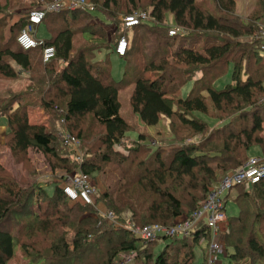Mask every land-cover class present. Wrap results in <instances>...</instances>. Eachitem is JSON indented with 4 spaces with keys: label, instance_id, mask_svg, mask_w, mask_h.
I'll return each instance as SVG.
<instances>
[{
    "label": "trees",
    "instance_id": "16d2710c",
    "mask_svg": "<svg viewBox=\"0 0 264 264\" xmlns=\"http://www.w3.org/2000/svg\"><path fill=\"white\" fill-rule=\"evenodd\" d=\"M90 1L107 20L96 16L99 21L90 23L93 12L80 10L46 13L39 24L45 23L50 36L44 43L54 46L55 55L43 62L41 47L26 50L16 40L29 23L25 9L39 8V0H0V79L22 84L0 95L7 124L0 146L22 169L17 180L0 163V264H192L195 247L211 238L205 217L187 236L144 241L112 224L96 205L122 223L172 226L189 219L222 177L254 156L253 148L264 164V39L255 38L264 28V0H255L246 17L236 12V0ZM137 11H147L149 19L131 27L121 56L124 76L115 81L95 53L104 47L109 53L111 45L114 52L122 34L108 42L105 26L117 32L120 16ZM173 26L182 32L169 35ZM229 70L230 81L217 88ZM130 78L133 112L148 126L164 117L168 141L127 136L133 127L119 112L118 92ZM29 107L42 109L47 124L30 123ZM65 133L78 139L81 161L63 143ZM34 154L51 177L45 185ZM79 172L97 187L96 205L63 193L60 176ZM51 182L56 184L48 194L44 186ZM232 189L238 212L217 231L223 255L233 264H264V178Z\"/></svg>",
    "mask_w": 264,
    "mask_h": 264
},
{
    "label": "built area",
    "instance_id": "2783aa9c",
    "mask_svg": "<svg viewBox=\"0 0 264 264\" xmlns=\"http://www.w3.org/2000/svg\"><path fill=\"white\" fill-rule=\"evenodd\" d=\"M94 4L90 0H41L39 8H31L28 12L29 23L24 26L17 35V43L23 49H30L34 47H41V57L43 62H48L55 55V48L52 45H47L44 40L38 39L35 36V26L39 24L46 13L58 12L61 10H80L93 11ZM149 19L147 11H137L126 14L122 17V24L124 29L131 28L143 21ZM182 32L179 27H171L168 31L169 35H175ZM256 39H264V28L256 35ZM128 41L122 35L116 45L115 53L123 56L126 53ZM63 143L75 149V159L81 161L82 155L79 149V141L76 137L69 133L63 134ZM263 159L257 156H251L243 165L236 168L231 174L225 175L220 179L218 184L208 193L207 198L203 203L192 213L189 219L184 220L176 225L165 226L160 224H148L137 226L127 220L125 223L116 221L112 211H105L99 209L95 204L94 196L97 195L98 189L91 183V177L88 174L79 172L75 175L63 174L61 181L63 182V193L70 200H81L86 204L96 205V208L104 215V217L114 225H122L126 227L132 234L144 241H150L160 237H183L187 236L193 229L196 222L205 217L207 226L211 231V238L208 241V249L206 254V264H218L219 257L223 254L224 245L219 238L218 228L219 223L225 218L223 193L230 189L235 184L242 182L256 183L264 178V164ZM124 217L128 219L130 212H125ZM130 260L127 257L126 262Z\"/></svg>",
    "mask_w": 264,
    "mask_h": 264
},
{
    "label": "rangeland",
    "instance_id": "374dc122",
    "mask_svg": "<svg viewBox=\"0 0 264 264\" xmlns=\"http://www.w3.org/2000/svg\"><path fill=\"white\" fill-rule=\"evenodd\" d=\"M39 3L41 4V0H39ZM254 3H255V0H236V7H235L236 12L239 15L246 17L250 13V11L252 10ZM29 9H31V8H27V9H25V11L29 10ZM88 12H93V16L89 20L90 23H93V22L97 23L100 19L101 20L102 19L107 20L105 17H101V15H99L98 12H96L95 10L88 11ZM96 16L99 17L98 18L99 20H97ZM123 16H124V14L120 16L121 19ZM108 19H111V18L108 17ZM167 22L170 25L173 24V17L171 14L167 15ZM118 25L120 26V29L117 32H114L115 31L114 25L105 26V28L107 30L108 42L114 41V39L118 36L119 33L124 35L126 37L127 41H129V39L132 35V29L133 28L124 29L123 24H122V20H121L120 24L118 22ZM35 30H36V36L37 37H44L45 36L44 38H47L50 36V33L45 26V23H41L38 26H36ZM114 45H116V43ZM108 49H109L108 47H106V48L104 47L100 51H97L95 53L94 59H100L102 61H106L109 65V68H110L111 78L114 79L115 81H119L124 76L126 60H125V58L115 54L114 53L115 51L113 52L114 47L112 45H111V50L109 53H108ZM197 75H199V74H197ZM129 80H130V82L126 86L120 87L119 92H118V98H119V102H120V111L119 112H120L121 116H123L133 127L127 131V133H126L127 136L129 137L130 140H136L139 138V133H145V134H147V136L145 138V141L147 143L151 142V140H152L151 138H153L155 140V142H159L156 140L160 139L161 137L163 139H165V141H168V139H170V135L168 137V134H167L169 132L168 131V123L164 117L161 118V120L159 121V123L157 125L148 126V125H144L141 122V120L139 119L138 115L135 112H133L131 104H130V93H131L132 88H133L134 79L130 78ZM20 81L21 80L0 79V95H2L6 91V88H12V89L13 88H15V89L19 88L22 85ZM229 81H230V70L224 77H222L216 81L215 86L217 88H220V87L224 86V84L229 82ZM190 87H191V82H188L181 90L182 95H184V96L187 95ZM29 108H39V107H29ZM42 112H43V110H42ZM34 113H36V112L31 111L30 118H28L30 123L47 124V120H46L47 115L44 112L43 113L45 116L41 112L36 113L38 115H36ZM210 123L211 124L213 123V125H216V126L220 124V123H215L212 121H210ZM263 125H264V123H263ZM6 131H7L6 118L0 117V142L1 143H3V137H4V133ZM58 131H61V130H58ZM223 131L225 133V142L230 147V145H231L230 134H229L227 128H224ZM62 136L63 135L61 134V137ZM199 137H200V135L198 134V135L194 136L193 138L187 139V142H194V141L198 140ZM155 144H158V143H155ZM67 146H68V148L70 147L69 145H67ZM114 147H115V149H117L121 152H124L122 146L115 145ZM78 150L80 151V149H78ZM0 152H2V155L0 156V163L4 167H6L7 169L11 170L14 177L18 180L19 176L21 174V170H22L21 166L20 165H13L11 155L4 149L3 145L0 146ZM250 154H252L254 156H257V155L259 156V155H261V152H260L259 148L255 147V148H253V151H251ZM34 162L36 165V169L38 171H40L39 173H42L41 176L38 177V180L42 185H45L46 181H48V178H49V181L51 180V177L48 174L49 173L48 169L45 168L46 165L44 164L42 157H40L37 154H34ZM59 175L60 174H58V176ZM55 184L56 183L51 182V183L47 184L46 186H44L46 188L48 194H51L53 192V190L55 188ZM234 192H235V190H233V189L229 190V191L227 190L222 195L223 198L226 195L227 196L229 195L227 197V202L225 203L226 204L225 210H226V216L227 217L232 216V215H236L238 212L237 206L232 199V195L234 194ZM98 206H99V209L104 210L102 205L99 204ZM62 229L68 230L67 227H62ZM72 236H73V232L68 231L67 240L70 241L72 239ZM168 241H170V239L167 238L165 241H162L160 244H158V246L155 248V251L160 250L164 246V244ZM208 241L209 240L202 241L201 242V248L198 246L195 247V249H194L195 259L193 260L192 264H204V262H206V254H207V249H208L207 242ZM70 248H71V246L69 247V249ZM224 251H225V247H224ZM124 258L127 259V256H124ZM219 259L221 262L220 264H233L232 261L230 260V258L224 256L223 254L220 255Z\"/></svg>",
    "mask_w": 264,
    "mask_h": 264
},
{
    "label": "crops",
    "instance_id": "0c3cea01",
    "mask_svg": "<svg viewBox=\"0 0 264 264\" xmlns=\"http://www.w3.org/2000/svg\"><path fill=\"white\" fill-rule=\"evenodd\" d=\"M35 36H36V31H35ZM37 37V36H36ZM45 37V36H44ZM44 37H37L38 39H42V40H44L45 38ZM35 111L36 113H39V112H41L43 115H44V113L42 112V110L41 109H39V108H29L28 109V118H30V114H31V111ZM36 113H34V114H36ZM36 115H38V114H36ZM45 116V115H44ZM99 207V206H98Z\"/></svg>",
    "mask_w": 264,
    "mask_h": 264
},
{
    "label": "bare ground",
    "instance_id": "6f19581e",
    "mask_svg": "<svg viewBox=\"0 0 264 264\" xmlns=\"http://www.w3.org/2000/svg\"><path fill=\"white\" fill-rule=\"evenodd\" d=\"M129 190H131V189H129Z\"/></svg>",
    "mask_w": 264,
    "mask_h": 264
},
{
    "label": "clouds",
    "instance_id": "9594fccd",
    "mask_svg": "<svg viewBox=\"0 0 264 264\" xmlns=\"http://www.w3.org/2000/svg\"><path fill=\"white\" fill-rule=\"evenodd\" d=\"M36 27V26H35ZM36 31V30H35Z\"/></svg>",
    "mask_w": 264,
    "mask_h": 264
}]
</instances>
